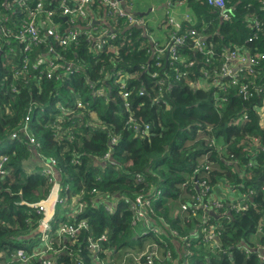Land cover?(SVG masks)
I'll return each mask as SVG.
<instances>
[{
  "label": "trees",
  "instance_id": "16d2710c",
  "mask_svg": "<svg viewBox=\"0 0 264 264\" xmlns=\"http://www.w3.org/2000/svg\"><path fill=\"white\" fill-rule=\"evenodd\" d=\"M5 1L0 0V13L9 15ZM123 1L135 14L138 0ZM45 2L56 12L48 27L63 32L69 23L57 9L60 0ZM175 3L194 11L189 22L180 23L179 33L186 40L177 50L181 59L194 61L187 70L188 80L203 87L176 80V69H185L182 64L171 65L167 52L157 65L156 43L147 33L153 35L152 30L148 25L127 26L125 18L115 21L107 16L94 26V36L104 31L116 36L98 52L95 39H87L88 22L98 18L80 20V43L65 54L83 67L80 73L59 80H48L37 66L38 57L52 41L26 52L27 41L0 33V147L6 145L8 155L5 173L0 174V254H4L0 264L10 261L18 248L29 255L45 249L39 245L42 216L28 203L47 198L53 183L37 168L31 174L24 171L38 156L40 162L56 160L60 185H71L68 202L56 207L57 225L80 219L88 225L75 240L55 241L46 258L53 264H149L148 244L160 248V258L153 264L186 260L191 264H264L260 258L264 256V0H226L223 10L207 0H172L171 6ZM40 22L28 20L18 26L37 23L39 28ZM192 29L209 53L196 48ZM13 31L17 33L16 26ZM176 32L177 27H167L166 42ZM231 52L238 59L254 58L256 63L239 68V63L229 61ZM229 68L236 70V84L223 76L222 70ZM118 72L123 79L114 77ZM166 73L174 87L163 80ZM123 84L128 97L122 93ZM102 88L104 95L95 97L94 90ZM77 102L82 108L61 112L62 105L74 107ZM144 129H148L145 134ZM136 175L141 176L139 182ZM217 188L240 195L246 209L238 211L227 203L212 207L222 199ZM159 190L162 195L156 200ZM80 193L82 199L72 203V196ZM125 198L131 203L126 204ZM138 198L143 205L150 199L151 206L143 211L152 226L163 230L160 237H138L145 224L137 219ZM80 205L77 218L60 219L62 211L74 212ZM200 226L211 229L217 238L195 239L194 231ZM101 235H106V242L98 253L92 252L90 240ZM255 235L257 240L252 241ZM132 245L134 249H129ZM12 262L43 264L36 257L27 263Z\"/></svg>",
  "mask_w": 264,
  "mask_h": 264
},
{
  "label": "built area",
  "instance_id": "2783aa9c",
  "mask_svg": "<svg viewBox=\"0 0 264 264\" xmlns=\"http://www.w3.org/2000/svg\"><path fill=\"white\" fill-rule=\"evenodd\" d=\"M46 0H6L5 2V8L10 11L9 15H4L0 13V33H2L5 37H11L15 35L16 39H18L20 42L27 41L28 44L25 47L26 52H30L32 49V46H40L43 44H46L47 47V40L52 41V44L48 46V48L40 54L38 57V63L37 66L40 67V71L42 75H45V77L48 80H52L53 78L56 79H64L68 78L70 76H73L75 73H78L80 69L83 67V64L79 61H69L68 58L66 57L67 51L69 50H75L77 49L76 47L79 45V36L80 33L77 29L79 21L82 20H87L90 16L94 15L95 12H93V8L96 5V11L100 10L101 8H104L106 13L105 17H110L113 18L115 21L125 18V24L127 26L132 25V26H145L146 23L142 18H137L136 14L133 13H127L126 8L124 9L122 1L119 0H60L58 4L57 0V9L61 11V16L65 17L66 20L69 23V27L65 29L63 32L58 33L54 30V27H48L52 23V19L55 16V10L54 9H49L47 7V3L45 2ZM171 1L170 0V6H171ZM208 3L212 6L217 7L218 9L223 10L226 7V0H207ZM125 4V2H124ZM125 6H127L125 4ZM128 7V6H127ZM172 7V6H171ZM130 10V8H128ZM133 14V15H132ZM167 21L165 23L166 27H177V32L172 33L170 40L166 42L165 44H159L156 40H154L152 37L153 35H150V33L147 31L149 34V38L151 42L154 44V54L156 55L157 59V65H161V57L162 55L167 52L170 55V63L171 65H177V64H182L183 69L185 70H179L176 69V80L181 81L182 79L187 80L190 86L193 87H199L200 85L194 82H191L188 80V75L189 72L187 71L189 68L194 66V61H187L184 59L180 58L179 52L177 50V47L179 45L184 44V41L186 40V36L183 35V33H179L181 30V25L180 21L176 19L172 13L171 10L168 11L167 13ZM44 17V20L41 21V18ZM225 19H228V15L225 13L223 15ZM38 20L40 22L39 28L37 27V23L35 24H29L27 28L19 27L18 24H24L27 23L28 20H31L32 22L35 20ZM190 18L186 17L184 19V22H189ZM95 23L96 21H90L88 22V29L90 31L88 32V38L87 39H95V47L94 51L98 52L104 49L108 43L109 40H113L116 38V36L112 33H109L108 31H104L101 35L99 36H94L93 31H96ZM258 25V24H257ZM16 26L17 28V33L13 31V27ZM115 26V25H114ZM190 36L195 38V42L197 43L196 48L200 52H205L209 53V51L206 50L205 44L201 42V37L198 36L196 30L192 29L189 31ZM107 35L108 39H105L103 35ZM29 41H31L29 43ZM28 61V60H27ZM229 61H235L239 63L240 65L238 66L239 68H242L243 66L248 67L250 65H253L256 63L255 59L253 58H248V59H238L237 58V53L236 52H231L229 54ZM80 73V72H79ZM223 76L229 77L233 79V83L236 84V70H231L230 68L228 70H222ZM205 77H207V73H203ZM157 73L154 72V75L152 77H156ZM115 78L118 79H123V75L121 72H118L114 76ZM165 82L169 83V75L166 73L165 77H163ZM164 81L159 82V85H163ZM170 86H173V84L169 83ZM170 86L168 88H170ZM125 87L126 84H123L121 86L122 93L124 97H128V93L125 92ZM104 89H99L97 91L94 90L93 94L95 97H102L104 95ZM98 93L99 95H97ZM142 94V93H141ZM82 108V104L80 102H77L74 104V107H64L63 105L61 107V112H64L65 114H70L73 110H78ZM130 108V104H129ZM261 115L264 118V107L261 109ZM131 117H134L133 115ZM244 119H247L244 117ZM134 121V127L138 129V125L136 124L135 120ZM143 134L145 132H148V129L142 130ZM116 140L113 141V143ZM30 142H34V139H30ZM257 143V141H254ZM7 157L6 155H1L0 156V174H4V164L7 162ZM110 154H106L105 159H109ZM42 164L40 170V174L47 179L50 183H53L50 193L47 198L39 201V202H33V203H28V207L31 208L34 212L37 214L41 215V221L39 224V232H40V242L41 244L44 245L45 249L44 250H39L34 252L33 254L29 255L25 252V249L23 248H18L16 253L11 255V260L7 261L5 264H13L12 261H16L19 263H27L30 261L33 257L39 258L43 260V264H53L52 261L47 260L46 258L50 256L48 254L49 251L53 250V244L55 241L61 242L62 237H66L67 240H75V238L79 235L81 230L87 229L88 225L87 222L84 219H80L75 222H67V221H60L59 224L57 225V221L55 220V214H56V207L58 204H62L64 202H68L69 200V191H66V196L62 197L61 196V185L59 183V172L56 168L57 162L54 159L46 160L43 162H40ZM198 168V167H197ZM195 169L192 174L195 176L198 174V169ZM193 176V177H194ZM141 180L140 175H136V181L139 182ZM194 182H198L197 180H193ZM204 191H202L203 193ZM91 193H95V190H92ZM233 196L231 199L227 200L226 202L224 200H216V202L212 203L211 206L214 208H220L223 207L225 203L227 205H232L233 207L236 208L238 211H243L246 209V205L244 204V200L241 199V196L238 195L235 192H232ZM162 191H156L154 196L156 197V200H159L161 198ZM77 200H74L71 198V202L75 203L79 200L82 199V194H78ZM141 199L136 200V204L140 208H135L137 210V215H138V220H144L145 224L143 225V229L140 231L141 236L145 235H152L157 237H160L161 232L163 231L160 227H155L152 226L147 218L146 213L143 211L144 208L150 207L151 206V201L150 199H147L143 205ZM124 202L126 204L131 203V200L129 198H125ZM22 204H26L23 202ZM81 207L79 210H75L74 212H70V210L67 213L68 218H74L78 217L81 215ZM198 207H201L198 205ZM72 208V207H71ZM204 209L206 211H212L210 207L204 206ZM183 210H187L185 207ZM194 218L197 216V213L194 212L192 215ZM57 225V226H56ZM148 230L147 233H145V230ZM57 233V236H56ZM176 234V232H174ZM195 239L201 235H205V237L208 239H213L217 238L215 233L211 230L208 229L206 226H200L194 231ZM42 238V240H41ZM107 237L106 235H101L97 239H91L90 243L88 244L89 249L92 252L98 253L104 242H106ZM181 241H190L188 237H181ZM191 242V241H190ZM152 246H148V250L146 252H152L151 255L147 256V261L149 264H153L155 259L160 258V248L156 244H152ZM134 249V248H130ZM58 254L61 252V250H58ZM264 251V248H263ZM57 252L54 251V254ZM186 255H189V249L186 251ZM133 254V253H132ZM138 254V253H136ZM4 257V254H0V258ZM260 258L264 260V256L261 255ZM12 262V263H11ZM176 262V261H174ZM106 263V262H105ZM104 263V264H105ZM106 264H112L107 262ZM184 264H191L188 260L185 261Z\"/></svg>",
  "mask_w": 264,
  "mask_h": 264
},
{
  "label": "crops",
  "instance_id": "0c3cea01",
  "mask_svg": "<svg viewBox=\"0 0 264 264\" xmlns=\"http://www.w3.org/2000/svg\"><path fill=\"white\" fill-rule=\"evenodd\" d=\"M121 1H122L124 9L125 8L128 9L129 7L125 6L124 1L123 0H121ZM142 1H149V0H138L139 6L137 8V11H135V14L137 17L142 18L145 21L146 25H148L149 29H151L153 32L152 38L160 44H165L167 39H168L167 27L165 26V23L167 21V17H168L167 13L169 10H171L172 15L176 19H178V21H180V22H184V19L186 17H189L192 19L193 15H195L193 13L194 11L187 4H184V3L176 4L175 3L174 6L171 7L170 6V0H153L154 1L153 6L151 8H149L148 11L142 12L140 10ZM105 13H106V11L104 8H101L100 10H97L95 12V17L98 18V20L96 21L97 23H95V25L104 21ZM139 13L144 14V15L141 16V15H139ZM152 14H154V18L152 20V25H151V23L146 20V16H148V15L150 16ZM35 161H37V162L30 163V164L40 163L39 156L37 157V159ZM30 170L34 171L35 168L30 169ZM226 192L228 193L230 198L227 196H223L221 200H224L225 202L227 200L231 199V197L233 196V193H230L228 191H226ZM66 217L68 218L67 214H66ZM39 245H40V247L44 246L43 244H39ZM176 245H177V247L179 246L177 243H176ZM132 248H134L133 245H132Z\"/></svg>",
  "mask_w": 264,
  "mask_h": 264
},
{
  "label": "rangeland",
  "instance_id": "374dc122",
  "mask_svg": "<svg viewBox=\"0 0 264 264\" xmlns=\"http://www.w3.org/2000/svg\"><path fill=\"white\" fill-rule=\"evenodd\" d=\"M153 4H154V1L153 0H149V1H142L141 2V8H140V10L142 11V12H145V11H148V9L149 8H151L152 6H153ZM153 18H154V14H152V15H148V16H146V20L148 21V22H150L151 23V25H152V20H153ZM193 85H196V83L195 84H193ZM199 85L200 86H202L203 87V83H199ZM97 95H99L98 93H96ZM95 103V102H94ZM95 118V117H94ZM92 122H94V123H97V121L95 120V121H92ZM6 149V145H3V146H1L0 147V155L4 152V150ZM41 166H42V164H40V163H35V164H30V163H27L26 165H25V169H24V171L27 173V174H31V172L33 171V170H30V169H36V167H37V169H39V168H41ZM34 172V171H33ZM71 188V185L70 184H65V185H61V191H64V192H66L67 190L69 191V194H70V191L72 190V189H70ZM228 190H230V189H228ZM217 194L219 195V196H221V197H223V196H227V197H229L230 198V196L228 195V193L225 191V190H223L222 188H217ZM77 196H78V194L77 195H74V196H72V198L74 199V200H77L76 198H77ZM56 213H58V212H56ZM65 213H66V209L64 210V211H62V216H61V218L60 219H62V220H65L67 217H66V215H65ZM210 213H213L212 211L210 212ZM57 219V216H56V214H55V220ZM62 222V221H61ZM148 232V230L146 229L145 230V233H147ZM257 237H258V235H255V236H252L251 237V239H252V241L254 240H257ZM41 240H42V238H41ZM61 242H59L58 244H60ZM147 246H154V245H150V244H148Z\"/></svg>",
  "mask_w": 264,
  "mask_h": 264
},
{
  "label": "clouds",
  "instance_id": "9594fccd",
  "mask_svg": "<svg viewBox=\"0 0 264 264\" xmlns=\"http://www.w3.org/2000/svg\"><path fill=\"white\" fill-rule=\"evenodd\" d=\"M199 132H201V131H199ZM1 155H6V151L4 150V152H3ZM1 155H0V156H1ZM6 156H8V155H6ZM58 178H60V176H59ZM139 232H140V231H139ZM138 237H143V236L140 235V236H138ZM129 249H130V248H129Z\"/></svg>",
  "mask_w": 264,
  "mask_h": 264
},
{
  "label": "water",
  "instance_id": "95a60500",
  "mask_svg": "<svg viewBox=\"0 0 264 264\" xmlns=\"http://www.w3.org/2000/svg\"><path fill=\"white\" fill-rule=\"evenodd\" d=\"M119 1H121V0H119ZM126 11H127V13H130L129 9H126ZM139 15L143 16L144 14L139 13Z\"/></svg>",
  "mask_w": 264,
  "mask_h": 264
}]
</instances>
